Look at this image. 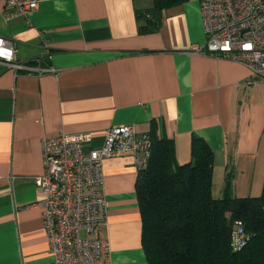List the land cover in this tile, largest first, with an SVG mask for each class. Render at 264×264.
I'll list each match as a JSON object with an SVG mask.
<instances>
[{
    "label": "crops",
    "instance_id": "obj_1",
    "mask_svg": "<svg viewBox=\"0 0 264 264\" xmlns=\"http://www.w3.org/2000/svg\"><path fill=\"white\" fill-rule=\"evenodd\" d=\"M201 0L162 12L140 34L137 14L153 0H45L26 18L6 21L15 70L0 63V264H52L35 179L41 141L88 132L101 146L110 127L173 140L176 161L190 160L193 137L214 153L212 195L229 181L236 197L264 183V87L246 86L247 69L194 52L205 42ZM106 223L98 236L110 264H148L131 157L103 162Z\"/></svg>",
    "mask_w": 264,
    "mask_h": 264
},
{
    "label": "built area",
    "instance_id": "obj_2",
    "mask_svg": "<svg viewBox=\"0 0 264 264\" xmlns=\"http://www.w3.org/2000/svg\"><path fill=\"white\" fill-rule=\"evenodd\" d=\"M2 18H26L45 0H1ZM200 15L205 34L194 52L222 57L243 65L246 86L264 87V0H201ZM0 63L15 70L14 42L0 36ZM88 132L60 134L41 141L43 173L35 179L40 192L44 229L52 264H110L109 245L98 236L106 223L103 162L129 156L137 169L150 156L151 139L131 125L110 127L99 147L90 146ZM238 228L233 246L244 234Z\"/></svg>",
    "mask_w": 264,
    "mask_h": 264
},
{
    "label": "trees",
    "instance_id": "obj_3",
    "mask_svg": "<svg viewBox=\"0 0 264 264\" xmlns=\"http://www.w3.org/2000/svg\"><path fill=\"white\" fill-rule=\"evenodd\" d=\"M186 0H153L139 11V33L158 30L162 12ZM150 156L138 169L136 196L148 264H264V183L259 196L236 197L229 181L212 195L214 153L193 137L190 160L178 163L173 140L151 130ZM240 223L244 240L233 246Z\"/></svg>",
    "mask_w": 264,
    "mask_h": 264
}]
</instances>
